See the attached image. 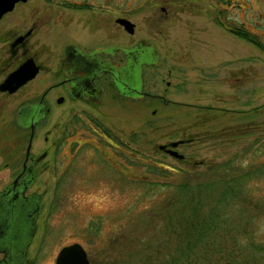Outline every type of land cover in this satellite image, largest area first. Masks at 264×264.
Wrapping results in <instances>:
<instances>
[{
    "label": "rangeland",
    "instance_id": "obj_1",
    "mask_svg": "<svg viewBox=\"0 0 264 264\" xmlns=\"http://www.w3.org/2000/svg\"><path fill=\"white\" fill-rule=\"evenodd\" d=\"M113 1L119 10L122 3L128 7V20L134 24L128 43H148L157 53L143 69L142 90L164 93L174 104L166 106L149 96L125 101L105 92L96 108L79 111L83 106L77 102L53 107L34 133L35 154L47 150L54 156L45 159L30 188L41 195L42 204L25 249V264H55L58 250L73 243L86 251L90 264H147L165 239L153 227L163 219L158 202L172 195V184L186 172L212 178L215 172L210 168L226 162L238 176L253 173L245 184L251 195L241 201L236 218L238 231L251 229L256 236L238 235L235 247L221 232L209 234L191 260L234 264L226 261L231 255L236 264L248 257L264 264V115L258 119L252 114L264 103V49L221 25L244 27L264 48V0ZM83 2L26 0L15 6L12 18L26 17L29 9L40 16L44 9L61 5V19L67 23L51 27L49 44L85 38L108 41L106 29L80 25L85 17L89 20L75 10ZM114 33L109 42L124 44L126 34ZM58 47L52 45L51 56L57 55ZM104 131L116 147L99 136ZM61 134L65 140L59 142ZM79 141L87 144L78 147ZM172 142L183 143L173 148L179 159L159 150L170 149ZM63 153L74 160L60 175ZM218 172L223 173V167ZM257 244L260 252L253 249ZM251 259L248 264H254Z\"/></svg>",
    "mask_w": 264,
    "mask_h": 264
},
{
    "label": "flooded vegetation",
    "instance_id": "obj_2",
    "mask_svg": "<svg viewBox=\"0 0 264 264\" xmlns=\"http://www.w3.org/2000/svg\"><path fill=\"white\" fill-rule=\"evenodd\" d=\"M88 1L85 0L81 7L77 3L79 8L75 10L78 14H87L89 17V20H86V17L81 20L82 27L98 26L100 29H106L108 41L101 44L95 41L92 43L93 40L90 38L82 41H62V43L54 40L49 44L53 36H49L51 27L56 24L65 27L67 23L65 19L64 21L61 19L65 18L63 15L65 11L61 5L57 10L44 9L40 16L35 15L36 9H29L26 17L22 15L17 17L19 21L12 18L13 12L15 6L25 3L26 0L19 1L12 4L11 10L5 11L0 16V218L9 208L13 211V198L22 197L37 202L39 194L35 190H30L31 185L40 174L39 169L45 167V159L53 157L54 153L49 156L47 150H42L35 154L34 133L35 129L45 122L53 107H63L66 102H77L83 106L79 111H83L84 107L96 108L105 92H113L119 99L125 101L137 102L149 96L158 99L166 106L174 104L165 100L164 93L157 95L144 93L142 80L146 63L140 66L141 74L138 76L140 90L144 95L134 99L118 94L116 89L119 85L124 93L133 91L134 76L125 72V68L129 66L131 57L137 56L145 60L146 52L139 46L133 52L130 50L140 41L128 43L127 39L132 36L131 33H127L121 23L117 22V19L128 20V7L124 3L119 10L113 0ZM114 30L122 37V33L126 34L123 37L124 44L118 43L119 40L109 42L115 36ZM55 44L59 46L57 48L59 50L56 56L55 54L51 56L50 50ZM125 48L127 49L123 52ZM51 64L54 67L52 72ZM35 68L37 70L33 72L34 74L21 86H17L15 77L25 79L29 77V71L32 69L34 71ZM121 68L124 74H114L115 70ZM17 69L21 71L19 76L13 74ZM39 81L42 84L36 85L35 83ZM166 85H170V82L167 81ZM63 129L66 130L64 127ZM99 136L104 141L105 138L106 141L111 140L105 131ZM58 139L59 142L65 140L62 134ZM43 140L44 144L48 141L47 137ZM110 142L114 145L112 141ZM78 144L80 147L87 142L79 141ZM113 145L112 147H116ZM55 148L57 147L53 146V150L56 151ZM59 156L61 175L67 173L65 169L74 159L69 155L67 160L64 153ZM40 199L38 202L41 206ZM13 216L12 212L9 218ZM4 223L5 221H1L2 228L9 227ZM8 224H13V219L9 220ZM6 253H8L6 249L0 250V262L1 260L7 262L10 256L7 255L6 258Z\"/></svg>",
    "mask_w": 264,
    "mask_h": 264
},
{
    "label": "trees",
    "instance_id": "obj_3",
    "mask_svg": "<svg viewBox=\"0 0 264 264\" xmlns=\"http://www.w3.org/2000/svg\"><path fill=\"white\" fill-rule=\"evenodd\" d=\"M223 28L235 37L243 38L255 47L264 49L258 39L244 27L234 29L226 25ZM252 110V114L258 119L261 118L264 115V103ZM222 167L223 173L218 172ZM210 169L215 172L212 178H206V173L186 172V176H183L178 184H172L171 187L175 189L172 195H167L158 202L163 219L156 221L157 230L155 225L153 227L154 232L165 239L160 245L161 248L155 251L154 259H150L147 264H193L191 259L195 257L192 254L204 248L203 244L209 234L221 232L223 236H228L229 242L235 247L236 242L239 243L238 235L248 233L256 236L251 229L247 231L242 227L238 231L240 223L238 217L236 218L238 206L241 201H245V195H249L245 187L247 176L253 173L249 170L242 177L238 176L237 169L233 165L230 166L229 162L212 166ZM251 242L255 243L253 238ZM253 249L260 252L261 246L257 244ZM250 259L248 257V260ZM248 260L242 258L237 264H248ZM226 261L236 264L235 256L228 255ZM251 262L256 263L255 259H251Z\"/></svg>",
    "mask_w": 264,
    "mask_h": 264
},
{
    "label": "water",
    "instance_id": "obj_4",
    "mask_svg": "<svg viewBox=\"0 0 264 264\" xmlns=\"http://www.w3.org/2000/svg\"><path fill=\"white\" fill-rule=\"evenodd\" d=\"M19 1H25V0H0V16L2 13L5 11H9L12 8V4L15 2ZM117 22L121 23L122 27H124L128 33L133 34V25L131 22L128 20H120L117 19ZM146 45V46H145ZM148 43H145L144 45L142 42L134 46L133 48L131 47L130 50L133 52L135 48L138 46L144 49L146 52L145 55V60L141 57L135 56L134 58H130L129 61V66L126 67L125 72H128L129 74H132L133 77V91L131 92H123V89H120V85L116 89L118 94L126 95L128 97H132L136 99L137 97H142L144 94L141 92L140 87V79L139 75L140 73V66L145 63H152V60L154 59V56L157 54L154 52V50L150 49L148 47ZM146 47V48H145ZM127 48L123 50L126 51ZM150 56L149 59H147V56ZM146 59L148 60L146 62ZM37 70V68L30 70V75L29 77H15L17 80V86H21L26 80H28ZM20 69H17L16 72H13V74L16 73L17 76L20 74ZM120 73L121 75L124 74L122 71V68L118 71L115 70L114 74ZM12 74V76H13ZM24 75V74H23ZM178 143L172 142L170 143V149L166 148V146H160L159 150H163L168 154L171 155L175 158H181L180 155L177 154V152L173 149L174 147L177 146ZM23 194V193H21ZM21 196V195H20ZM41 195L37 197V202L28 200L26 198H18L15 199L13 198V211L11 208L8 209L7 212L3 213L2 217L0 218V250L6 249L8 253H6V258L7 255L9 259L7 258V262L4 263L3 260H1L0 264H25V249L27 245H29V241L31 240V236L34 235V230L36 226L35 222V217L36 215H39V210H40V205H39V199ZM14 213L13 218H9L11 213ZM9 215V216H8ZM13 219V224H8L9 220ZM1 221H5V225H9V227H4L2 228L3 224H1ZM54 263L55 264H90L89 261L87 260L86 257V251L83 250V248L80 247L79 243H73L72 245H65L63 246L60 250H58L57 255L54 258Z\"/></svg>",
    "mask_w": 264,
    "mask_h": 264
}]
</instances>
